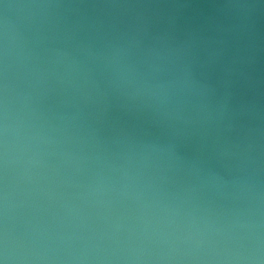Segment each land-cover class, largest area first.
<instances>
[{
    "label": "water",
    "instance_id": "1",
    "mask_svg": "<svg viewBox=\"0 0 264 264\" xmlns=\"http://www.w3.org/2000/svg\"><path fill=\"white\" fill-rule=\"evenodd\" d=\"M0 264H264V0H0Z\"/></svg>",
    "mask_w": 264,
    "mask_h": 264
}]
</instances>
